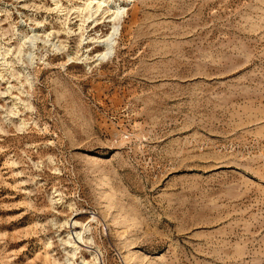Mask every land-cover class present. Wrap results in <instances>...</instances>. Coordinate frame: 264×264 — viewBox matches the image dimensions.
<instances>
[{
    "label": "rangeland",
    "instance_id": "1",
    "mask_svg": "<svg viewBox=\"0 0 264 264\" xmlns=\"http://www.w3.org/2000/svg\"><path fill=\"white\" fill-rule=\"evenodd\" d=\"M83 1L0 0V264H264V0Z\"/></svg>",
    "mask_w": 264,
    "mask_h": 264
},
{
    "label": "bare ground",
    "instance_id": "2",
    "mask_svg": "<svg viewBox=\"0 0 264 264\" xmlns=\"http://www.w3.org/2000/svg\"><path fill=\"white\" fill-rule=\"evenodd\" d=\"M58 2L56 3V6H58ZM104 6H107L109 8V11H111V20H112V26H111V31H110V34L104 38V40H96L93 41V43H101L104 45V51L102 52V54H99L97 56V59L99 60H105L107 58H109L113 52V49H114V44H115V41H116V38L117 36L119 35V29H120V25H119V22L121 21L123 15L125 14V11H126V8L124 6H122V4L120 2H115L113 0H84L83 3L81 5H79L77 7V10L80 12L81 16H82V22H87L89 19L91 20V18H93L94 15H96L97 13H101L102 12H106L103 8ZM59 8V7H58ZM76 10V9H75ZM77 11V12H78ZM87 14V15H86ZM105 14V13H104ZM95 22V21H94ZM40 24V23H39ZM38 26V24H37ZM83 27V24L80 26V28ZM70 29V28H69ZM66 30L67 31H69ZM81 30H83L84 32H86L85 28H81ZM80 30V31H81ZM47 36H49L48 34H46ZM26 36V35H25ZM23 36V37H25ZM22 37V38H23ZM28 37V36H26ZM25 37V38H26ZM37 37V36H36ZM36 37L34 35H32L29 39L32 43H35V40L36 42L40 39H36ZM40 38V37H39ZM45 38H48V37H45ZM81 38H82V35H81ZM87 37H84L82 39V42L84 40H86ZM27 39V38H26ZM28 40V39H27ZM88 40H92L91 38L88 39ZM29 41V40H28ZM41 41V40H40ZM27 42V41H26ZM48 42V39L47 41L45 42L44 40V43H47ZM24 43V42H23ZM22 43V45H24ZM28 43V42H27ZM31 43V44H32ZM43 43V42H42ZM30 44V43H29ZM28 45V44H26ZM54 45V44H53ZM31 46V45H30ZM35 46V45H33ZM55 48V46L53 47ZM61 48V47H59ZM63 48V47H62ZM64 49V48H63ZM56 50H60L57 48V45H56ZM4 51V50H3ZM6 51V50H5ZM18 52V51H17ZM3 53V52H2ZM4 54H7V53H4ZM17 55H20L19 52ZM29 55H32V54H29ZM2 58L4 56H1ZM6 57V56H5ZM21 57V56H20ZM32 58V56H31ZM4 59V58H3ZM6 60V59H5ZM4 62V61H3ZM2 64V62H1ZM6 65V64H5ZM28 80V78H27ZM29 83V81H27ZM68 224V222H67ZM78 223L76 221H74L73 223H69V226L71 227H75ZM78 241H83V235L80 233V232H75V233H71V234H68V239H66V243H70L73 248H72V252L75 253V251L78 249V246H76L75 244L78 243ZM77 242V243H76ZM95 262L94 264H96L98 262V258L96 257L95 255Z\"/></svg>",
    "mask_w": 264,
    "mask_h": 264
}]
</instances>
